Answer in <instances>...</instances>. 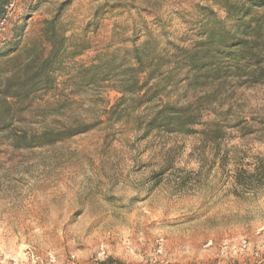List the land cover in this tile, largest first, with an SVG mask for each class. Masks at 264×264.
<instances>
[{"label":"rangeland","instance_id":"obj_1","mask_svg":"<svg viewBox=\"0 0 264 264\" xmlns=\"http://www.w3.org/2000/svg\"><path fill=\"white\" fill-rule=\"evenodd\" d=\"M202 6L216 10L212 0H15L0 49L18 25L20 47L38 42L51 20L85 44L65 64H89L146 32L186 46ZM15 63L0 58V117L9 106L12 131L37 133L35 113L55 95L21 112L6 106ZM200 94L180 86L168 99ZM118 97L82 96L73 112L94 127L54 145L15 147L0 131V264H264V86L228 82L202 102L191 136L146 137L133 118L109 120Z\"/></svg>","mask_w":264,"mask_h":264},{"label":"trees","instance_id":"obj_2","mask_svg":"<svg viewBox=\"0 0 264 264\" xmlns=\"http://www.w3.org/2000/svg\"><path fill=\"white\" fill-rule=\"evenodd\" d=\"M212 3L216 10L198 8L192 39L186 46L169 40L160 44L146 32L143 40L134 37L128 47L98 54L86 65L65 64L78 57L85 44L64 38L55 20L45 22L38 42L31 41L23 48L24 25L15 26L12 41L0 49V58L16 62L13 69H19L5 80V105L13 104L15 111L21 112L31 107L37 95L53 93L55 99L35 113L41 124L37 133L12 131L9 123L15 116L9 106L3 111L8 125L0 131L15 147L33 149L63 142L94 127L73 112L81 97L111 90L119 97L104 110L109 120L133 118L146 137L195 135L202 102L215 98L228 82L264 86V0ZM11 4L12 0H0V23L6 21ZM57 79H62L59 84ZM180 86L202 94L195 96L192 104L170 102L169 93Z\"/></svg>","mask_w":264,"mask_h":264},{"label":"built area","instance_id":"obj_3","mask_svg":"<svg viewBox=\"0 0 264 264\" xmlns=\"http://www.w3.org/2000/svg\"><path fill=\"white\" fill-rule=\"evenodd\" d=\"M15 1V0H12V2Z\"/></svg>","mask_w":264,"mask_h":264}]
</instances>
